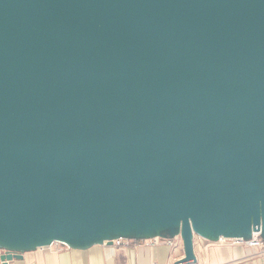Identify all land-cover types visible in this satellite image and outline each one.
Wrapping results in <instances>:
<instances>
[{"label":"water","instance_id":"1","mask_svg":"<svg viewBox=\"0 0 264 264\" xmlns=\"http://www.w3.org/2000/svg\"><path fill=\"white\" fill-rule=\"evenodd\" d=\"M264 239V0H0V255Z\"/></svg>","mask_w":264,"mask_h":264},{"label":"crops","instance_id":"2","mask_svg":"<svg viewBox=\"0 0 264 264\" xmlns=\"http://www.w3.org/2000/svg\"><path fill=\"white\" fill-rule=\"evenodd\" d=\"M118 237H114L111 243L94 242L85 246L61 248L54 244L28 249L22 251L20 257L7 260L6 264H175L184 255L179 234L161 235L163 238H172L173 244H146L136 240L129 245L118 246L114 243ZM143 238L147 237L137 239ZM4 250L0 247V255ZM193 252L195 260L186 264H264V242L260 246H250L194 235Z\"/></svg>","mask_w":264,"mask_h":264},{"label":"built area","instance_id":"3","mask_svg":"<svg viewBox=\"0 0 264 264\" xmlns=\"http://www.w3.org/2000/svg\"><path fill=\"white\" fill-rule=\"evenodd\" d=\"M141 241L143 243L146 244H158L161 242H165L168 244H173L174 240L172 238H163L161 237V235H154L151 237H147V238H143L141 240L135 238L132 239L130 237H118L114 239V243L118 246L121 245H129L132 243V241ZM216 241L220 242H231V243H243V244H247L250 246H260L262 245V243L264 242V239L260 236V230L258 231H252L251 236L249 238H243V237H219ZM58 245V248H61L62 246H68L66 243L62 242V241H53L51 244L49 245H45L42 247H47V246H51V245ZM175 264H180L178 261L175 262Z\"/></svg>","mask_w":264,"mask_h":264}]
</instances>
